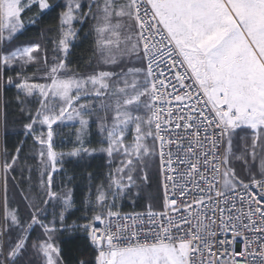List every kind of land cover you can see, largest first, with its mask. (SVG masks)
<instances>
[{"label":"snow or ice","instance_id":"snow-or-ice-1","mask_svg":"<svg viewBox=\"0 0 264 264\" xmlns=\"http://www.w3.org/2000/svg\"><path fill=\"white\" fill-rule=\"evenodd\" d=\"M57 10L51 56L21 40ZM85 27L81 72L69 57ZM0 101V133L23 137L0 145V264H70L73 240L74 264H264V0H0ZM98 154L106 182L78 202L65 159ZM153 184L162 197L136 211Z\"/></svg>","mask_w":264,"mask_h":264},{"label":"trees","instance_id":"trees-1","mask_svg":"<svg viewBox=\"0 0 264 264\" xmlns=\"http://www.w3.org/2000/svg\"><path fill=\"white\" fill-rule=\"evenodd\" d=\"M56 3H63V0H55ZM59 10L53 12L51 15H46L43 18V22L36 26H28L25 30V34L21 37V40L24 42H40L44 47L49 50V56H51V49L54 47L52 41L55 40L57 36V29L59 27ZM79 27V25H77ZM88 29L85 27L83 31L80 33V39L77 41V46L73 49V54L69 57L70 66L73 70L76 71H84L86 67V58H91L95 60V57L92 56V40L91 38H85L84 32H87ZM2 95L6 97L7 100V112L10 120H16L17 123L10 125L11 128L19 130L21 128V124L19 121L22 119V113L20 112L19 102L16 98L17 90L13 87H9L4 90ZM3 101H0V106H2ZM68 128L62 129L63 136L62 138L71 141L69 137ZM19 139H23V137L18 136L16 134L9 135L6 139L3 135L2 137V145L6 143L7 149L9 153L14 151V148ZM62 139V140H63ZM100 141V136L94 134L90 137L88 144L90 147H98ZM63 141L59 142L61 148L64 152H67L69 149L66 147ZM28 148L32 147L31 141L28 142ZM70 161V162H69ZM23 169L26 166L34 167L36 162L34 160H28L27 164L21 163ZM64 170L66 175L69 177H73L71 183H68L65 180V185L67 188L72 190L73 197L79 202L83 199L85 195L88 194L90 189H93L96 185L106 182L107 179V161L106 159H101L99 156L93 158H85L83 160H67L64 164ZM91 173L95 179L89 180L88 174ZM19 179V176H17ZM11 184L9 185L10 191H12ZM61 191L66 190L65 188L60 189ZM163 190L162 187H158L156 184L151 186H146L145 190L141 193L143 199L137 200V205L135 207L136 211H144L148 204L152 203L153 197L160 196L162 197ZM79 206V205H78ZM154 207L158 208V203L154 205ZM122 210L125 212H130L133 210L131 206H129L128 201L122 204ZM81 215L77 212L76 216H73L72 219H76L77 216ZM64 240H70V237H61ZM61 247L65 250V255L68 258L70 264H74L77 257L81 255V245L80 241L73 240L71 243L62 244Z\"/></svg>","mask_w":264,"mask_h":264},{"label":"rangeland","instance_id":"rangeland-1","mask_svg":"<svg viewBox=\"0 0 264 264\" xmlns=\"http://www.w3.org/2000/svg\"><path fill=\"white\" fill-rule=\"evenodd\" d=\"M65 2V0H63V3ZM28 107H31V105H28ZM64 128H68L69 129V132H67L68 134H69V137L68 138H70V142H69V140H68V142H67V140H65V139H63L62 138V136H63V133H62V130H61V132H60V135H59V137H58V139H57V141H56V145H57V147H56V150L57 151H61V152H64L63 150H62V148H61V145H59V142H61V141H65L64 142V144H66V147H68L67 149H69L67 152H69V151H71L72 149H73V147L74 146H76V144H77V139H76V135H75V133H76V130H77V128H78V123L77 122H69V125L68 126H65ZM64 128H62V129H64ZM94 134H97V129L93 126L92 128H91V130H90V135H89V137L87 138V140L85 141L86 143H88V141H89V139H90V137L92 136V135H94ZM98 135V134H97ZM2 137H3V133H0V145H2ZM63 139V140H62ZM100 139H101V137H100ZM62 142V143H63ZM67 152H64V153H67ZM97 156H99V154L97 155ZM97 156H94V157H97ZM87 158H93V157H87ZM77 160V159H79V158H71V157H66V159H65V161H67V160ZM35 161V160H34ZM36 162V161H35ZM20 170H23V167H22V164L20 163L19 164V168H18V172L20 171ZM11 188H12V186H11ZM35 194L33 193V196H34ZM9 201H10V204H12V205H17V206H19L20 207V210H21V213H22V215H27V212L23 209V205H21L20 204V199H19V197L15 194V192L14 191H10L9 192ZM126 201H124L123 203H125ZM129 203V202H128ZM129 206H130V204H129ZM132 207V206H131ZM51 210V208L49 207V211ZM3 213V209L2 208H0V214H2ZM39 235V229L36 231V233L34 234V236H38Z\"/></svg>","mask_w":264,"mask_h":264},{"label":"built area","instance_id":"built-area-1","mask_svg":"<svg viewBox=\"0 0 264 264\" xmlns=\"http://www.w3.org/2000/svg\"><path fill=\"white\" fill-rule=\"evenodd\" d=\"M162 190H163V188H162Z\"/></svg>","mask_w":264,"mask_h":264}]
</instances>
